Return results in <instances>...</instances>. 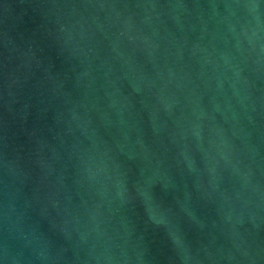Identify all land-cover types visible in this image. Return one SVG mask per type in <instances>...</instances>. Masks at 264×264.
Returning <instances> with one entry per match:
<instances>
[{
  "label": "water",
  "instance_id": "water-1",
  "mask_svg": "<svg viewBox=\"0 0 264 264\" xmlns=\"http://www.w3.org/2000/svg\"><path fill=\"white\" fill-rule=\"evenodd\" d=\"M0 264H264V0H0Z\"/></svg>",
  "mask_w": 264,
  "mask_h": 264
}]
</instances>
